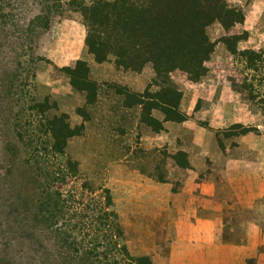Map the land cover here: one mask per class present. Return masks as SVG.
I'll return each instance as SVG.
<instances>
[{"label":"rangeland","instance_id":"rangeland-1","mask_svg":"<svg viewBox=\"0 0 264 264\" xmlns=\"http://www.w3.org/2000/svg\"><path fill=\"white\" fill-rule=\"evenodd\" d=\"M225 2L242 11L244 22L227 32L217 23L207 27L215 47L199 81H189L179 70L169 79L182 93L179 110L197 126V138L210 140L216 150L204 147L206 155L198 157L199 179L210 177L221 186L235 183L239 188L238 200L233 198L230 207L226 203L223 208L230 211L227 226L231 227L225 229L223 240L230 241L231 236L244 237L246 229V211L241 206L249 199H244L246 192L240 188L253 193L264 189V53L255 70H247L245 58L231 55L220 39L244 35L237 50L263 51L264 0ZM40 9L39 0H0V264H55L54 258L61 255L55 228H47L46 221L37 222L46 217L37 204L39 188H49L62 198L83 196V202L89 196L99 208L105 207L107 190L111 206L105 208L114 212L128 253L147 256L151 264H264L263 198L262 218H257L260 227L249 228L258 241L232 252L230 258L227 251L217 253L215 248L239 245L223 242L220 236L214 241L215 231L207 220L181 218L175 224V205L190 204L195 197L191 198L195 185L176 178L182 168L176 154L184 153L185 145L177 134L187 133L180 125L175 134L167 132V122L158 111L152 116L162 122L163 130L154 132L140 122L141 108L124 107L125 96L120 94L124 88L130 93L155 92L151 65L136 72L116 68L112 59L95 62L85 47L86 28L80 14L68 10L53 17L48 29L35 36L28 29ZM78 60L87 64L89 78L97 85V98L90 104L85 93L70 86L65 71ZM12 85L21 100L17 106L30 99L46 100L50 114H66L72 129L82 126L62 153L49 148L48 135L44 141L38 134L40 123L32 113L27 112L22 121L12 113ZM16 122L32 139L31 149L15 140L11 125ZM36 160L44 167L38 177L31 172ZM88 186L94 191L89 193ZM99 234L91 233L88 240L103 241L104 230Z\"/></svg>","mask_w":264,"mask_h":264},{"label":"trees","instance_id":"trees-1","mask_svg":"<svg viewBox=\"0 0 264 264\" xmlns=\"http://www.w3.org/2000/svg\"><path fill=\"white\" fill-rule=\"evenodd\" d=\"M39 5L40 14L30 22L28 29L35 36L38 31L48 29L53 17L63 16L68 10L80 14L86 28L85 47L95 62L112 59L116 68L136 72L151 65L155 92L146 89L143 93H130L124 88L120 94L125 96L124 107L141 108L140 122L156 133L162 131L163 126L152 116L153 111L163 115V122L182 123L187 119L179 110L182 93L170 81L169 75L179 70L189 81L197 82L206 74L205 64L215 47L209 40L207 27L217 23L227 32L244 22L242 11L230 7L225 0H39ZM243 39L244 35H226L220 41L231 55L245 58L247 70H255L256 63L262 62L264 50H237V43ZM65 71L70 86L85 93L87 103H93L97 98V85L89 78L87 64L78 60L74 68ZM244 87H248L246 81ZM13 89L12 85L11 90L15 92ZM11 90H8V97ZM16 92L15 96L12 94L13 100L10 98L14 101L12 113L19 121L27 112L32 113L40 123L36 131L44 141L49 136V148L54 152L62 153L68 140L80 134L82 126L72 129L66 114H50L51 106L46 100L30 99L17 106L21 100ZM11 126L15 129V140L31 149L33 141L23 133L24 130L22 132L21 125L16 122ZM176 155L181 157L179 167L188 168L186 155L183 152ZM176 155L173 159L178 162ZM34 163L31 172L38 177L44 167L38 160ZM88 188L89 193L94 191L92 187ZM38 190L37 204L46 217L37 222L46 221L47 228H55L56 234L60 235L57 250L61 255L58 260L54 258L55 264H151L147 256L134 257L128 253L114 212L105 208L111 206L107 190L104 191L103 209L89 196L83 202V196L75 200L73 195L62 198L49 188ZM54 219L59 222L53 223ZM68 229L71 230L66 236ZM101 230L106 234L103 241L96 240L98 238L88 240L91 233L101 235ZM106 241L102 248L101 244Z\"/></svg>","mask_w":264,"mask_h":264},{"label":"crops","instance_id":"crops-1","mask_svg":"<svg viewBox=\"0 0 264 264\" xmlns=\"http://www.w3.org/2000/svg\"><path fill=\"white\" fill-rule=\"evenodd\" d=\"M184 97V96H183ZM182 112V111H181ZM203 112L201 111H196V115L194 118H198L199 113ZM183 113V112H182ZM178 125L181 126L182 130L187 133V136H183L181 131H178L179 133L177 134V137H182L184 141V147L183 151L184 153L187 154V162L189 164V170L182 169L178 173H176V178L181 181L186 180L195 186L193 187V193H191V198L194 195V199L192 198V203L182 205L179 207L178 205H175V224L178 222L180 223V219L184 218L189 222L190 220H193L194 218L197 219L198 222H205L206 220L210 222L211 227H213V230L215 231V240H218V237H221V240L223 242H230L232 244H238V248L234 247H228V246H218L215 248L216 252L218 253L219 251L221 253H225L226 251L229 253V258L232 255V252H235L237 250H243L247 249L248 244H253L254 241H258L257 237L259 236H253V232L249 233V228L250 227H255L259 228L260 225L257 222V218H262V215L260 212L262 211V203L261 199H264V189H262L260 192L253 193L252 190L247 189V191H244L242 188H240L242 191L241 192H246V194L243 196L244 199L248 197L249 202L248 203H243L241 206L243 210L246 211L245 218H247L246 223L244 226L246 227L245 229V234L243 235L244 237H241L242 235H237L236 238L231 236V240H223V235L225 239V229L231 228L227 226V222L229 221V209H223L226 206V203L228 204L229 201H233L234 199L237 201L238 200V194L239 193V188L235 187V183H233L230 186H221V184H217L215 181L211 180L212 178L208 177L205 179H199L198 174L201 172L196 166V161L199 160L198 157L202 155H206V152L204 151V147H209V149L213 152L216 150L213 148L212 143L207 140H205V137L200 140L197 138V133L200 131L197 130V126L194 124L192 125L190 120H186L183 123H171L167 122L165 125V128L167 132H171L175 134V131H177ZM176 137V135L174 136ZM176 137V138H177ZM180 139V138H179ZM219 150V149H218ZM217 150V153H218ZM230 163V162H229ZM228 163V164H229ZM193 170H190L192 169ZM243 177V176H242ZM241 177V178H242ZM195 179L198 180L195 181ZM243 179V178H242ZM221 183V182H220ZM237 191V192H236ZM240 194V193H239ZM235 195V196H234ZM197 196V197H196ZM231 197V199H230ZM241 198V196H239ZM234 198V199H233ZM200 204H195L196 201L200 200ZM194 201V204H193ZM223 202H225V205L223 206ZM221 207H220V206ZM230 207V205L228 204ZM227 206V208H228ZM186 211L185 217H183V212ZM225 210V212H224ZM241 210V211H243ZM229 211V212H228ZM240 211V212H241ZM264 212V211H263ZM243 213V212H242ZM201 220V221H200ZM213 220V221H212ZM212 221V222H211ZM257 228V229H258ZM228 235V234H226Z\"/></svg>","mask_w":264,"mask_h":264}]
</instances>
